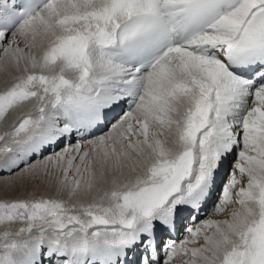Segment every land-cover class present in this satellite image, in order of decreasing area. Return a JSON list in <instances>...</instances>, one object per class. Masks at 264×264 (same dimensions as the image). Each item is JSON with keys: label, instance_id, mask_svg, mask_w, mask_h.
<instances>
[{"label": "snow or ice", "instance_id": "6c2138e0", "mask_svg": "<svg viewBox=\"0 0 264 264\" xmlns=\"http://www.w3.org/2000/svg\"><path fill=\"white\" fill-rule=\"evenodd\" d=\"M0 264H264V0H0Z\"/></svg>", "mask_w": 264, "mask_h": 264}]
</instances>
